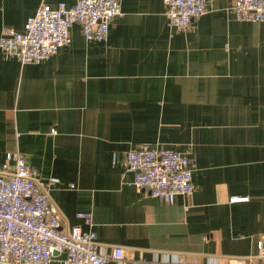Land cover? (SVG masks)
Wrapping results in <instances>:
<instances>
[{
	"label": "crops",
	"instance_id": "crops-1",
	"mask_svg": "<svg viewBox=\"0 0 264 264\" xmlns=\"http://www.w3.org/2000/svg\"><path fill=\"white\" fill-rule=\"evenodd\" d=\"M235 1L210 0L183 31L163 0H122L105 43L74 25L71 44L40 64L0 50V169L19 155L58 179L62 225L95 231L107 253L123 247L129 264L165 252L264 264V22L237 20ZM43 2L77 0H0V36L24 32ZM143 145L190 156L194 193L170 205L135 189L125 162Z\"/></svg>",
	"mask_w": 264,
	"mask_h": 264
},
{
	"label": "built area",
	"instance_id": "built-area-1",
	"mask_svg": "<svg viewBox=\"0 0 264 264\" xmlns=\"http://www.w3.org/2000/svg\"><path fill=\"white\" fill-rule=\"evenodd\" d=\"M163 2L170 26L184 31L208 12L210 0ZM229 11L242 22H264V0H236ZM121 14L122 0H77L70 7L65 2L55 7L43 2L27 19L24 32L2 30L0 50L22 65H37L71 44L74 25L80 26L87 41L105 43L111 23ZM13 158L15 165L8 161L0 169V264H53L59 256L60 264H129L123 247L107 253L95 231L85 232L81 226L66 229L50 195L59 180L43 181L23 156ZM125 167L135 174L131 182L135 189L166 204L195 191L192 159L187 154L143 145L127 152ZM78 217L91 225L89 214ZM258 255L264 258V242L259 243ZM159 259L134 264H186L184 257L174 253L165 252Z\"/></svg>",
	"mask_w": 264,
	"mask_h": 264
}]
</instances>
